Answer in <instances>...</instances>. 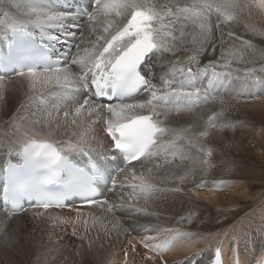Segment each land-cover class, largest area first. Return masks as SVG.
I'll list each match as a JSON object with an SVG mask.
<instances>
[{"label": "snow or ice", "instance_id": "1", "mask_svg": "<svg viewBox=\"0 0 264 264\" xmlns=\"http://www.w3.org/2000/svg\"><path fill=\"white\" fill-rule=\"evenodd\" d=\"M90 6L91 11L84 13L87 19L82 38L70 62L65 65L59 59L54 60L52 49L41 41L57 39L52 30L64 29L66 25L75 23L76 17L70 12L53 8L51 0L46 3L29 0L26 9L17 7L12 15L4 12L5 19L0 20V34L6 39L10 38L8 47L10 50L16 48V54L6 62L0 57V70L26 78L33 91L43 92L59 87L78 92L79 96L74 95L71 100L53 106L52 111L57 115L49 112L46 123L59 121L61 109L70 105L63 111V125L65 132L71 129L73 138H76L79 137L76 128L82 129L87 126V119L99 117L106 132L105 139L110 141L111 158H122L123 167H118L117 176L123 174V179L130 182L133 192L147 200L157 189L153 182V170L138 173L133 162L143 163L154 154L159 155L162 148L165 152L173 148L183 156V146H177V141L185 139L187 130H171L175 139L164 142L162 138L169 134L170 129L163 126L160 117L170 111L179 112L182 107L198 104L202 95L199 87L192 90L173 88V76L181 75L191 81L200 73L207 75L208 67H211V78L208 80V87H211L214 80L230 75L217 72L216 65L210 64L201 69L199 57L212 42L214 26L234 21L236 10L241 8L264 10V0H248L243 5L239 0H191L190 3L187 0H90ZM189 25L193 28L191 33L185 31ZM33 29L39 32V40ZM189 35L192 37L190 41L186 38ZM229 35L232 33L229 32ZM91 36L95 38L89 39ZM189 43L193 47L187 64L180 58L167 60L169 67L161 77L164 87L158 89L151 78L155 64L148 65L149 59L163 57L166 53L174 56L177 51H188L185 45ZM244 45L252 47L248 41ZM227 55L229 59L225 67L230 66L231 59L241 58L236 50H230ZM192 64L197 65L195 72ZM261 71L264 72V69ZM245 75L250 81L264 83V76H257L254 70L246 71ZM3 79L0 76V81ZM89 89L91 95L87 94ZM141 93H147V98L136 99ZM109 96L117 98L119 102H100L99 98ZM203 99L205 102L209 99L207 89L203 91ZM214 119L215 116L210 117L209 123ZM51 135L49 133V137ZM205 135L206 132L200 133V136ZM22 138L25 140L22 147L23 164L19 167L9 164L4 169L8 174L4 201L12 213L21 210L25 200L34 207L47 210L64 207L70 197H80L88 205H108L109 211L124 207L123 203L109 204L106 199H97L102 195V189L107 187L106 173L98 163L89 159L87 166L81 167L69 160V153L90 156L93 148L87 139L79 137L77 143L71 140L62 142L67 144V147H63L50 138H36L31 128L23 129ZM187 147L199 150L195 136L187 137ZM206 155L210 156L211 152ZM203 163L207 164L208 160L205 158ZM107 176L111 180L108 190L115 191L117 179L111 173ZM57 186L62 191L54 195ZM151 231L153 229H145V232ZM155 231L159 232V229ZM166 231L182 237L190 236L178 229ZM156 240L157 237L151 235L140 237L139 243L151 254L142 256L143 259L156 260L169 250L167 241L161 244ZM130 248L136 251L134 245L130 244ZM221 255V248L217 246L215 264H222ZM124 264H128L127 252ZM232 264H239V260L234 259ZM259 264H264V258Z\"/></svg>", "mask_w": 264, "mask_h": 264}, {"label": "bare ground", "instance_id": "2", "mask_svg": "<svg viewBox=\"0 0 264 264\" xmlns=\"http://www.w3.org/2000/svg\"><path fill=\"white\" fill-rule=\"evenodd\" d=\"M56 1L57 0H51L52 7L55 8L56 10L62 11L55 4ZM42 2L46 3L47 0H42ZM84 2L90 5V0H84ZM190 2L191 1H189V3ZM246 2H248V0H239V3L241 5L245 4ZM3 4H5V7L8 6L13 7L15 10H17V7L21 9H26L29 4V0H14L15 6H13V0H0V5ZM4 12L6 11H4V9L1 8L0 6V15H2L3 17H4L3 15ZM235 14H236V19L234 21L221 24L219 27H215V26L213 27L212 41L216 42V45L223 46L222 48L220 46L217 49L219 52V54L216 53L218 55L217 58L224 59L226 61L229 59L227 55L228 52L230 50H236L241 55V58L240 60L231 59V63L234 62V64H239L245 67L252 60L256 59L257 64L264 66V47L260 46L258 39L246 37V35H244L243 32H242L243 34L240 35L241 33L239 31L240 30L239 26L244 23L247 29L250 28L249 31H251L253 35L256 36L263 34L262 36H264L263 33L264 28L261 29L262 27L260 28L258 27V25L257 26L254 25L257 24L258 22L257 16L264 17V10H261L257 7L241 8L236 10ZM9 15L12 14L9 13ZM3 19H5V17ZM212 19L213 21H215V15H213ZM84 24L85 21H83L79 17H76L75 23H70L66 25L64 29L62 30L53 29L52 30L53 35L57 37V39H54L56 41V44L59 45V47H62L66 42L64 40V37L71 38V41H76L78 44L82 37L81 34L78 35L76 33L77 31L76 27L77 25L83 26ZM242 26L240 28H242ZM188 28L191 29V32H193V28L191 27V25ZM253 29H255V31ZM80 30L81 32H83L84 28ZM33 31L35 35H38L37 30L33 29ZM229 32L231 33L234 32V33H232V35H229ZM68 33H74L75 35L74 36L68 35ZM94 38H95L94 36L89 37V39H94ZM190 38L192 37L189 35L187 39L189 40ZM7 40H9V38L6 39L2 34H0V46L3 45ZM245 41L250 42L252 47L251 48L246 47L244 45ZM68 44L71 45V42ZM185 46L190 50L193 47V45L190 43ZM167 60H169V58H164L163 60L166 69L169 67L166 64ZM14 76H18V75H14ZM14 76L9 77V79L13 78ZM156 77L157 80H160V77H162V75L160 76L155 75V77L152 78L153 81L154 79H156ZM181 79H184V81L187 82H191L184 76H180V80ZM195 81H198L200 83V80L198 79L196 80V78L194 82ZM179 85L180 88H182V83ZM162 87H164L163 84ZM162 87H159L158 89ZM29 88L30 86L28 80L26 81L23 79V80H19L18 83L12 88L8 89V91H17V92H21L22 94L24 90L28 91L27 89ZM142 94L143 93L139 94L136 97V99H138L139 96ZM254 100L255 99H253V101ZM227 102L228 104H230L231 101H227ZM238 102L240 103L242 102L241 104L247 105V103H245L246 99ZM245 107L246 106H242V108ZM224 111L222 110L223 114L226 117L232 116L231 113L227 115L229 112L227 113ZM173 112L176 111H170L169 121H166L163 118H161V120L163 119L162 121L165 123V124L163 123V126L170 129L169 134L165 135L162 138L164 142L173 140V137H175L172 135L171 128L169 126L170 122L174 121L175 119ZM209 113H211V111ZM205 114H207V112H205ZM212 115L213 114L211 113L209 117H211ZM93 118H95L93 122L85 121L87 126L82 129L76 128L75 131L79 133V137H84L91 143V146L93 148L91 154L93 155V157L106 159L107 156H111L110 141L109 139H105L106 134L104 136V133L106 132L103 130V124L100 121V118L99 117H93ZM191 122L192 124H194V126H197L198 128L196 129V127H193L191 125L193 127L192 128L193 133L203 127L201 124L206 123V122L201 123V121H197L196 119H194ZM50 123L51 124L48 123L44 124L43 125L44 129L46 128L47 130L49 129L52 130L55 136L49 137L48 135L49 133L36 134V137H38V139L50 138L56 141L58 144H61V146L63 147H67V144L62 142H66L71 139L73 143L78 142V141L76 142V140H79V137L73 138V132L71 129H69L68 132H65L63 120L60 119L59 121L52 120ZM57 123H59L60 125L59 127H57ZM16 126L21 128V130L23 131L24 128L22 126L20 127L19 124ZM8 133L11 135V137L9 138L4 139L2 136H0V167L6 160L8 161L11 157L16 156L20 147L25 143V140L22 138V133L19 132L17 133V130L14 131V128L10 127ZM230 134H231L230 138L228 137L226 138V136L224 137L225 135L224 134L222 135L223 137L222 138L220 137L221 139L218 138L217 141L219 139L220 141L224 140L222 142L229 143L228 145L230 146L233 143V139L231 138L232 137L234 139L236 138L235 134H232L231 132ZM190 135L193 136L192 134L188 135L186 132L185 139L177 141V146H181V145L183 146L182 148L183 156H181L179 152L176 153L177 156L176 154L172 155L169 152H165L162 148L161 149L162 152L159 154V157L162 154L163 156L160 158V161L155 160L154 162L151 163L152 166L150 169L153 170L152 171V176L154 177L153 182L157 185V189L147 198V200L143 196L136 195V193H134L132 189L131 190L132 195L129 193H124L122 191H110V193L112 192L111 196L108 199H107L108 196L106 197L109 204L116 203L117 205H119L123 203L124 204L123 208H117L109 211L108 205L107 206L98 205L97 209H94L96 206V204H94V208H91L93 211V216H91L90 223L92 222V224L95 226V230H94L95 236L91 238L90 236L91 231H90L87 235V238H84V243H85V249H83L84 251H82L81 248L80 250L76 251L75 245L74 248L72 247L71 249L69 248L67 252V255L69 254V258L74 253L73 255L75 257H83L82 259L85 260L86 264H94L95 262L94 258H96L97 256L95 254V249H97L96 251L99 253V255L102 256L100 257V259L96 258L98 260V264H100V261L101 264L102 263L114 264L113 262L115 261L125 262V252H127L128 264H133V261L134 264H164V261H167V264H191L192 262H197V264H209L210 260L212 259L213 250H216V247L219 246L221 248V252H222L221 256L224 264H232V261L234 259H238L239 264H254V263L259 264V261L261 260L264 252V207L261 210H259L260 212L257 213L255 217L250 218L252 220L249 219L248 221L250 222L248 223H246V220L239 221V219H240V215L245 211H249L250 207H252L253 205V204L250 205L248 208H244L242 205V203H248L249 198L247 196H249L248 194L252 195L253 193L252 186H254L259 181H264V164H262L261 162H259L254 158L255 153L260 154V152H262L260 151L261 150L260 146H258V143L260 144L262 141H256V142L252 141L250 143L251 145L250 144L247 145L246 142L247 140L246 141L243 140L242 142L245 148H243L242 145L239 146L240 143L239 144L235 143V147L231 145L232 149L234 150L232 151V149H230L231 154L237 153L233 155L222 151L218 153L217 149H215L213 146L205 145L202 147L203 153L207 154L209 151L211 152V155L207 156L206 158L208 160L207 164L202 163L201 166L198 168L196 165H193L192 162H190V164L186 166L175 164L181 162V159L182 160L189 159L190 161H196L197 163L201 162L194 157L196 154L194 148L190 149L187 147V137H189ZM213 138H210L209 141L210 144L216 145L218 144V142H220V141L214 142ZM241 139L242 137L239 138V141ZM261 140H264V137H261ZM179 142L181 145L179 144ZM244 143H246V145ZM239 147H242L244 150L240 149ZM169 149L173 150V148H169ZM235 150L236 152H234ZM238 151H240V153ZM77 154L78 156L82 157L80 153ZM260 161L264 162V159L261 157ZM141 164L142 163L140 162H136L133 163V166L136 168L138 165ZM136 170L138 173L140 171H146L144 169L140 170L137 168ZM185 176H189L188 180H183L181 183L171 182V180L173 181L180 180L179 178ZM122 177L123 174H120L118 176L117 184H120L119 178ZM251 180H255V181L257 180V182L254 185H251L250 184ZM129 183L130 182L128 181V184ZM174 186H176V189L181 188V193L178 192L177 190L171 191L170 195H172V198L177 197L185 201V197L183 193L188 192L191 196H193V200L191 201H193L194 204L190 205L184 203L185 205H187L186 209H181L178 206H175L177 207L176 209H172V208L170 209L169 206H164L160 208V206L158 205L147 204L148 200L155 199L156 196L162 194V192H159L160 189L164 191L166 190V187H174ZM259 188L261 189V187ZM104 194H106V191L104 192ZM121 197H123V200H121ZM100 198H102V196ZM191 201L189 203H191ZM40 210L47 212V210L45 209H40ZM147 210H151L153 212L152 218L150 217V214H145ZM0 211L3 213L5 212L3 210ZM77 212H81V210L78 209ZM160 212H163L164 219L161 220V223L152 224L153 221H156L158 219L157 215ZM5 213L7 214L8 212ZM111 214L115 216L118 220H115L111 216ZM57 215L59 217V214ZM45 217L47 218V216ZM243 222H245V224H243ZM145 229H153V231L145 232ZM156 229H159V232L155 231ZM166 229H178L179 232L189 233L190 236L182 237L176 235L175 233H170L166 231ZM55 231L56 230L54 228V232ZM78 235L79 237L83 238L82 233ZM144 235L156 236L157 237L156 243L163 244L167 241L168 245L170 246L169 250L164 252L162 257L158 256L156 260L148 261L143 259L142 256L151 255L150 253H148L147 249H145L139 243L140 237ZM61 236H63V234ZM258 238L260 239L257 241ZM260 241L263 242L261 249L259 247ZM130 244L135 246L136 251H133L130 248ZM200 256L202 257L201 259ZM227 257H229L230 260H228ZM82 264H84V262Z\"/></svg>", "mask_w": 264, "mask_h": 264}, {"label": "rangeland", "instance_id": "3", "mask_svg": "<svg viewBox=\"0 0 264 264\" xmlns=\"http://www.w3.org/2000/svg\"><path fill=\"white\" fill-rule=\"evenodd\" d=\"M189 1L191 0H188L187 2ZM0 6L1 8L4 9V11L9 12L11 14H14L16 12V10L11 6L5 7V4L0 5ZM57 6L62 11L64 10L63 6H60V4L59 5L57 4ZM3 18L4 17L0 15V20H2ZM79 18L82 19L83 21H86L87 19L86 17H79ZM257 21H256L257 24H254V23L253 24L255 26L258 25V27L260 28L262 27L261 29H263L264 28L263 27L264 17L257 16ZM244 25L245 24L243 23L239 26V29H240L239 31L241 34L240 33L238 34L242 35L244 33L246 37L256 38L259 40L260 46L264 47V36H262L263 34L255 36L253 35L251 31H249L250 28L247 29L246 25L245 26ZM241 26L242 28H240ZM76 28H77L76 33L80 35L82 33L80 29L84 28V25L83 26L77 25ZM186 30H185L186 32H188L189 30L188 33L191 32V29L189 28ZM64 40L66 41V43H64V50L68 49V52H70V54H68L67 56V59H68L67 62L64 63L65 65L68 62H70L71 57L75 54L77 42L71 41V38H67V37H65ZM190 40L191 38L189 39V41ZM70 42H71V45L68 44ZM220 46L221 45H216V42L212 41L208 45L203 55L199 57V60H200L199 67L203 69L204 67H207L210 64L216 65L215 70L217 72H220L222 74L228 73L230 75L223 76V78L219 80H214L211 87H208V80L209 78H211V72H212L211 67H208L207 75L200 73L195 76L196 80L197 79L200 80V83L198 81L194 82L195 78L191 80L192 82L191 83V82L184 81V79L180 80L181 75L173 76V79L171 82V84L174 85L172 86L173 88L180 89L179 84L182 83V88H184L185 90H192L193 87H199L202 90L200 102L198 104L192 105L191 107H182L179 112H173L175 119L169 124L171 130H174V129L176 131L187 130L188 135L192 134L193 136L196 137V143L200 146V148L199 150L194 148L196 152L194 157L201 162L197 163L196 161H190L189 159H183V160L181 159V162L175 163V164L186 166L190 164V162H192V164L196 165L198 168L203 163L202 160L204 158H207V155L204 154L202 151L203 146L210 145V146H213L215 149H217L218 153L222 151V152L231 154V150H230L232 149L231 145L235 147V143H238V144L240 143L239 146L242 145V147L245 148L242 142L243 140L244 141L247 140L246 141L247 145L250 144L252 141H255V142L262 141L260 144L258 143V146H260V149H261L260 151L262 152H260V154L255 153L254 158L258 160L259 162H261L262 164H264V162L260 161L261 157L264 159V148H263L264 140H261V137H264V98H263L264 91H262L264 90V83H255L253 81H250L245 75L246 71L255 70V73L257 74V76L258 75L264 76V72L261 71L262 69H264V66L257 64L256 59H254L245 67L239 64H234V62L230 63V66L225 67L224 65L228 63V60L225 61L224 59L217 58L218 57L217 54H219L217 49ZM222 47L223 46H221V48ZM191 54H192V51L188 48V51H177L174 56L171 53H166L164 54L163 57H160V58L153 57L148 63V65H152L153 63L155 64V67L152 68L153 76L151 78H154L155 75L163 76L165 74V71L167 69L163 63L164 58H169L171 60L180 58L181 60L184 61L185 64H187V57L190 56ZM191 67L193 68L195 72L197 69V65L192 64ZM9 77H12V76H9ZM9 77H5L3 79L4 81L0 82V136H2L4 139L11 137V135L8 133L9 128L12 127L14 128V131H15L19 128L16 126L18 124L20 125V127L22 126L23 128H31L35 134L52 133L51 136H55L52 130L50 129L47 130L46 128L44 129V126H43L44 124H46V121L48 120L47 117H48L49 112H52V115L56 116L57 113L52 111L53 106L62 104L64 100H71L74 95L79 96V93L78 92L74 93L73 90L58 87L55 90L45 89L43 92L33 91L31 88H29L27 89L28 91L24 90V92H22L21 94V92L8 91V89L15 86L19 80L24 79L27 81V79L20 77V76H14L13 78H10V79ZM152 82L157 86V88L162 87L161 77H160V80H157V77L156 79H154V81L152 79ZM204 89H207L209 93V99L207 100V102H205L203 99ZM80 91H84V90H80ZM87 94L88 95L91 94L90 89L87 91ZM147 95H148L147 93H143L142 95L139 96L138 99H146ZM240 99L241 100L246 99L245 103H247V105L241 104L243 101L241 103L238 102V101H241ZM253 99L255 100L253 101ZM234 100L235 101L237 100V101L235 102ZM227 101H231L230 104H228ZM69 106L70 105L63 107L61 111L59 112L60 120L64 119L63 111H65V109L67 110ZM242 106H246V107L242 108ZM222 110L223 111L225 110L224 112H227V113L229 112L227 115L231 113L232 116L226 117L223 114ZM208 111L209 112L211 111V113L213 114L211 117L215 116V119L212 121L211 124L209 123V118H210L209 115L211 113H209ZM205 112H207V114H205ZM169 116H170V112H168L167 115L164 117L161 116L160 119L163 118L164 120L169 121ZM198 117H199V120H198ZM94 119L95 118L92 117L90 119H87L86 121L93 122ZM194 119H196L197 121H201V123L203 122H206V123L201 124L203 127L193 133L192 132L193 127H196V129H198L197 126H194V124H192L191 122ZM48 124H51V123H48ZM187 124L189 125V127ZM212 124H215V126L213 127ZM221 124L227 125V126L221 127L220 126ZM99 125H100V122H99ZM19 129L20 131H17V133L18 132L22 133L21 128ZM44 131H47V132H44ZM202 132H206L207 135L200 136V133ZM230 132L232 134H235L236 138L235 139L233 137L231 138L233 139V143L231 142L232 144L229 146L228 145L229 143L222 142L224 140L220 141V139L223 137L222 135L224 134H225L224 137L226 136V138L227 137L230 138L231 137ZM105 134L106 133H104V136ZM240 137H242V139L239 141ZM210 138H213L214 142L215 141L216 142L220 141V142H218V144L216 145L210 144L209 143ZM218 138L220 139L217 141ZM174 139L175 137H173V140ZM77 141L78 140H76V142ZM244 144L246 145V143ZM228 146L231 148H229ZM242 147H239V148L244 150ZM233 150L234 149H232V151ZM161 152L162 151H160V153ZM167 152H169L172 155H175L177 153L174 149L173 150L168 149ZM234 152H236V150ZM238 152L240 153V151ZM233 154H237V153H233ZM162 156L163 154L160 157L159 155L154 154L150 159L144 161L141 165H138L136 168L140 170L150 169L152 166L151 163L154 162L155 160L160 161V158ZM168 166H171V165H168ZM181 178H179L180 180H175V181L171 180V182L181 183L183 180H188L189 176H185ZM121 182L125 184H121ZM256 182L257 180L256 181L251 180L250 184L254 185ZM260 182L262 185L260 184ZM119 183L120 184L117 185L115 191H122L124 193H129L132 195V191H131L132 188L129 186L128 181H125L122 177V178H119ZM257 186L261 187V189ZM174 189H176V186L166 187V190L164 191L160 189L159 192H162V194L159 196H156L155 199L148 200L147 204L158 205L160 206V208L164 206H169L170 209L171 208L176 209L177 207L175 206H178L181 209H186L187 205H185L184 203L190 204V205L194 204L193 201H191L193 200V196H191L188 192H185V193L182 192L185 197V201L177 197L172 198V195H170V193L171 191H176ZM177 189H178L177 191L181 193V188H177ZM252 192H253L252 195L248 194L249 196H247L249 198L248 203H242L244 208H248L250 205L253 204L252 207H250L251 210L249 209V211L243 212L240 215L239 221L246 220V223L250 222L248 220L250 218L255 217L256 214L260 212L259 210H261L264 207V181H259L254 186H252ZM111 193L110 191H106V194H104V196H102V198H100L99 200L103 201L106 199L107 196H108L107 197L108 199L111 196ZM190 201L191 203H189ZM98 205L100 204H96L95 208H94V205L88 208L87 207L79 208L77 205H70L68 208L62 209L60 211L58 210L48 211L47 210V212L41 211L38 209H27V210H24L16 214H10V213L6 214L5 212L3 213L0 211V216H1L0 217V264H68V263L72 264V262L73 264H82L83 262L84 264H86L85 260L82 259L83 257H75L73 253L72 254L73 256L71 255L69 258V254L67 255V252L69 248L71 249V247L74 248L75 246H76V249H75L76 251L80 250V248L82 251H84L83 250L85 249L84 238H87V235L90 231H91L90 233L91 238L95 236L94 234L95 226L92 224V222L90 223L91 216H93V211L91 208L97 209ZM104 206H107V205H104ZM78 209H80L81 212H77ZM0 210L2 209L0 208ZM54 213L59 214V217L57 214L55 215ZM145 214H150L151 218L153 216V212L151 210H147ZM54 215H55V218H54ZM45 216H47V218ZM111 216L115 220H118L112 214ZM57 218H59V220H57ZM157 218L158 219L156 221H153L152 224L161 223V220L164 219L163 212H160L157 215ZM46 221L48 222V224ZM64 221H68V222L65 223ZM52 222H55V223H52ZM243 224H245V222H243ZM54 228L56 230L55 232H54ZM81 233L83 235V238L79 237L78 235ZM62 234L63 236H61ZM259 239L260 238H258L257 241ZM260 243H259V247L261 249L263 242L260 241ZM96 250L97 249H95V254L98 256V257L96 256V258L100 259V257L102 256L99 255V253ZM96 258H94V261H95L94 264H98V260ZM227 259L230 260L229 257H227ZM113 263L114 264H124V262L122 261H115ZM100 264H101V261H100Z\"/></svg>", "mask_w": 264, "mask_h": 264}]
</instances>
